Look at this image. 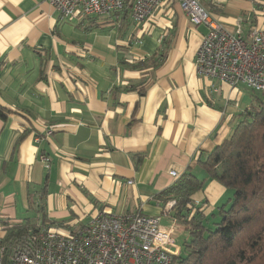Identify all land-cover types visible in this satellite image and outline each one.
Returning a JSON list of instances; mask_svg holds the SVG:
<instances>
[{"label": "crops", "instance_id": "0c3cea01", "mask_svg": "<svg viewBox=\"0 0 264 264\" xmlns=\"http://www.w3.org/2000/svg\"><path fill=\"white\" fill-rule=\"evenodd\" d=\"M198 2L230 31L240 20L244 34L264 32V0ZM206 31L175 0L142 22L126 11L67 21L48 0H0V237L27 219L71 230L103 209L162 215L170 170L203 181L191 213L227 203L201 161L258 97L198 75Z\"/></svg>", "mask_w": 264, "mask_h": 264}, {"label": "built area", "instance_id": "2783aa9c", "mask_svg": "<svg viewBox=\"0 0 264 264\" xmlns=\"http://www.w3.org/2000/svg\"><path fill=\"white\" fill-rule=\"evenodd\" d=\"M194 25L207 28L196 50L198 75L225 82L231 87L244 84L254 93L264 92V32L252 28L244 34L238 20L234 31L205 10L198 0H175ZM67 21L76 17L126 11L135 22L150 16L162 0H48ZM52 133L48 127L45 134ZM46 169L49 158L39 155ZM177 178L175 170L169 171ZM175 201L166 202V209ZM162 215L137 209L116 214L96 212L83 225L71 230L41 224L8 240L0 239V264H173L181 243L173 238L175 221L162 222ZM1 238V237H0Z\"/></svg>", "mask_w": 264, "mask_h": 264}, {"label": "trees", "instance_id": "16d2710c", "mask_svg": "<svg viewBox=\"0 0 264 264\" xmlns=\"http://www.w3.org/2000/svg\"><path fill=\"white\" fill-rule=\"evenodd\" d=\"M0 115H4L1 109ZM239 116L231 134L201 161L208 177L231 191L227 203L208 215L191 213V196L203 181L189 171L157 194L159 199L165 197L164 203L175 201L171 216L188 230L173 264H256L264 259V101L258 98ZM41 223L31 219L10 223L0 239Z\"/></svg>", "mask_w": 264, "mask_h": 264}, {"label": "rangeland", "instance_id": "374dc122", "mask_svg": "<svg viewBox=\"0 0 264 264\" xmlns=\"http://www.w3.org/2000/svg\"><path fill=\"white\" fill-rule=\"evenodd\" d=\"M246 93H248V92H246ZM256 97H258V98H260V99H262V101H264V92H261V93H256V95H255V98ZM28 216H32V211H30V212H28ZM2 234V233H1ZM173 238H174V240L176 241V242H178V243H181L182 244V241H183V237L181 236V234H180V232L177 230V229H175V232L173 233ZM256 264H264V259H260V260H258V262L256 263Z\"/></svg>", "mask_w": 264, "mask_h": 264}]
</instances>
